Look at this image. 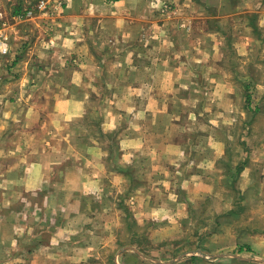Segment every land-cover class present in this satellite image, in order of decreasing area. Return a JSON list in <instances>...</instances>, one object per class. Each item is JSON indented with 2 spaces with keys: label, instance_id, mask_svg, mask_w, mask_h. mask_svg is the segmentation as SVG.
Returning <instances> with one entry per match:
<instances>
[{
  "label": "crops",
  "instance_id": "crops-1",
  "mask_svg": "<svg viewBox=\"0 0 264 264\" xmlns=\"http://www.w3.org/2000/svg\"><path fill=\"white\" fill-rule=\"evenodd\" d=\"M74 1L79 0H72V7L67 9L54 29L55 36H61L57 44H62L66 39L76 41L77 36L73 35V32L81 37L70 51L59 47L62 48L60 56L72 54L73 58L85 65L83 68L79 65L82 69L72 75V81L77 75L80 76L81 85L78 87L72 83V92L70 88H68L70 91L63 87L56 88L55 100L50 107H46L48 114L42 121L46 134L42 137L41 145L39 148L37 143L30 145V151H26L25 154L26 164L21 171L23 177L16 178V172H13L8 182L15 185L23 182V189L26 191L45 193L43 202L51 209V215H47L46 221L54 222V225L49 227L54 232L55 239L59 238L58 235L64 234L75 237L77 232L85 230L84 233H88V238L93 240L92 244L87 245L93 246V249L87 247L88 249L85 250L87 253H98L101 248L115 244L116 237L126 230L125 227L129 228L128 232H131V235L134 232L143 235L145 232V238L152 243L174 241L186 231L180 229L181 224L188 226L193 219L187 212L188 207L202 205L200 200L203 196H208L212 190L211 180L216 178V175L222 174L219 160L224 157L239 159L234 157L238 155L235 154L238 150H233L234 128H237L241 119L245 117L243 110L251 111L249 102L252 103L254 100H250L253 92L251 84L255 87L257 95L261 96L260 103L254 107V110L260 112L262 108L260 109L259 106L264 107V86L253 80L256 72L242 74L234 70V61L239 64L250 62L256 47L262 50L259 62L264 65V23H262L264 0H215V5L209 4L208 0H172L179 5L181 14L175 21L169 23H164L163 19L162 23L152 22L159 19L148 7L150 0H125L120 10L113 7L119 1L85 0L87 6L94 5L98 9L95 15L91 16L87 15L86 8L77 5ZM117 12L118 15H112ZM112 16L116 21H124L123 29L116 28L115 21V24H110L107 30L110 34L115 33L123 37L118 45V52L95 58L88 49L85 50L88 44L94 42L90 33L96 21L102 22L101 26L105 28L106 19ZM132 20L137 24L134 47L130 46L135 40V36L131 34ZM77 21L79 25L74 27ZM149 24L152 26L145 33L143 40L140 39V28ZM153 25L156 28H153ZM226 26L228 31H225ZM156 29L165 33L160 40L152 38L154 35H159ZM70 30L73 32L69 33ZM85 30L87 32H84ZM257 31L258 34L261 33V38L254 37ZM126 35L129 37L127 40H125ZM165 40L167 44H171V47L167 46ZM241 50L244 54H241ZM230 52L233 56L228 54ZM129 54H131L130 58ZM197 60L201 63H195ZM112 62L119 65V67L111 66L118 70L110 68ZM257 62L252 59L254 68ZM100 63L104 65L106 63L104 71H99ZM227 63L229 64L225 69ZM242 77L247 79L244 91L249 101L243 105L237 97L240 91L238 81ZM84 82L87 83L86 87L82 86ZM89 84L91 87H87ZM182 85H187V89L181 87ZM218 86L219 96L214 95ZM169 87L171 91H168ZM149 88L152 89L151 92L148 91ZM58 89L61 96L58 94ZM102 89L107 93L117 94L113 96L116 99L112 100L111 107L108 103L98 107L101 114L99 123L103 132L120 129L117 133L118 165L122 167V164L125 166L132 164L139 171V181L133 191L132 205H129L125 199H120L122 191L127 188V182L125 176L116 170L114 163L111 165L107 160L108 144L91 133V125L88 121L87 124L84 123L85 108L95 110L97 107L91 105L92 101H86L85 96L89 98L90 93H100ZM66 91L77 95L73 94L71 98L65 99L62 95L66 96ZM128 96L131 103L126 107H134L136 112H144V119L135 120V124L140 128L139 132L129 127L130 124H134L135 113L129 115L124 108L116 107L118 101ZM181 101L188 103L186 105ZM192 101H198L195 107L192 106ZM150 102H154V107L150 111H145ZM75 103H83L81 116L70 120L64 119L72 115ZM58 104L61 105L59 113L56 111ZM27 106L32 110L36 107L33 104ZM206 108L210 111H205ZM106 110L111 111L116 117V127L108 131H105L104 126L111 121L106 118ZM177 111H187V118L190 114L195 115V123L188 119V127L185 126V121L180 122L181 113L178 115ZM183 114L185 115V112ZM253 115L249 121L255 123L260 120L254 119ZM213 119L217 120L218 126L210 123ZM226 119L234 123L225 124ZM56 120L59 121V131L53 123ZM258 134L264 135V129L262 131L254 129L253 134L249 132L251 137ZM210 138L211 142L223 146L222 154H218L211 147ZM135 141L143 145L139 151L122 147L124 143ZM170 147L183 152V158L180 159L175 154L169 153L167 149ZM153 151L156 153L155 158L150 154ZM256 152L258 156L261 155ZM248 159L255 161L249 155ZM201 164L205 167L201 168ZM208 164H212L211 169L207 167ZM251 166L252 164L246 161L240 179L249 176L246 180L251 182L253 178ZM34 167L39 169L38 174L34 171ZM177 177H180V182H177ZM33 179L36 180L37 186L34 190H28L27 183ZM185 182L188 184L187 188L183 187ZM165 183L168 184L167 188L164 187ZM90 184H94L99 191L92 190ZM261 187L264 190V185L261 184ZM180 188L185 192L182 197H178L175 191ZM160 190H171V192L159 193ZM113 191L120 192L119 199L113 197ZM255 194L257 201L253 202L257 205L263 204L264 197H261V193ZM59 195L64 196L66 201H58ZM169 195H175L177 199L173 202L168 199ZM248 202L253 204L251 201ZM122 206L129 208L131 217L125 214ZM153 212L160 213V217H153L151 215ZM164 213L172 217L175 223L163 218ZM139 233L135 235L139 236ZM205 233V228L199 227L193 233L194 248L182 253L181 247L172 242L170 251L174 253L180 250L181 256L178 253V260L167 263L159 261L156 264H225L218 258L211 260L205 257V254L224 252L223 229L219 231L217 229L209 235ZM247 238L251 250L264 255V232L249 234ZM104 241L105 245L102 246ZM136 248L138 251L131 248L130 251L128 248L120 249L119 263L131 264L132 261L133 264H137L138 259L134 253L138 255L140 253L138 246ZM115 260L117 261V258ZM139 264L142 263L139 261ZM231 264L253 263L235 261Z\"/></svg>",
  "mask_w": 264,
  "mask_h": 264
},
{
  "label": "rangeland",
  "instance_id": "rangeland-1",
  "mask_svg": "<svg viewBox=\"0 0 264 264\" xmlns=\"http://www.w3.org/2000/svg\"><path fill=\"white\" fill-rule=\"evenodd\" d=\"M84 1H74V3L88 9ZM109 1L118 2L119 0ZM208 1L209 4L214 3L215 5V0ZM151 2L153 0H150L149 4ZM57 8L63 11L57 12ZM68 8V0H0V12L2 13V18H0V46L5 49V51H0V128H2L0 130V153L3 154L0 155V185H4V187H0V264H18V262L19 264H121L118 260L119 250L122 248H128L129 251L131 249L137 250L136 246H138L140 253L139 255L134 253L138 259L137 264L139 261L142 264H156L159 261L167 263L177 259L182 252L194 248L195 235L193 233L199 227L205 228L206 235L214 233L217 229L218 231L223 229L224 252L222 254L220 252L218 254H205V257L211 260L218 258L225 264H231L235 261L264 264V255L253 252L251 245L247 244V235L264 232V203L257 205L253 202L257 201L255 193H261V197H264V190L261 187V184L264 185V135L258 134L254 137L249 135V132L253 134L254 129L257 131L264 129V107L259 106L260 109L262 108L260 112L254 110V107L259 105L261 96L257 95L252 84L254 97L251 95L250 100H254L251 103L246 99L247 94L244 91V85H247V79L243 77L238 81L240 91L237 97L240 98L241 105L249 102L251 111L243 110L245 117L241 119L240 125L234 128L235 146L233 150H238L235 152L238 155L234 157H239V159L233 160L224 157L219 160V166L223 170L222 174L216 175V178L211 180L212 190L208 196H203L200 200L202 205L188 207L187 212L193 219L188 226L181 224L180 229L186 231L174 241L165 240L160 243H152L145 238V232L143 235L139 232H134L131 235V232H128L129 228L125 227L126 230L116 237L115 244L101 248L98 253H87L85 251L88 249L87 247L93 249V246H87L92 244L93 240L88 238V233H84L85 230L77 232L75 237L64 234L58 235L59 238L55 239L54 232L49 227L53 226L54 222L46 221L47 215H51V209L43 202L46 197L45 193L26 191L23 189V182H19L17 185L8 182L13 176V172H16V178L23 177L21 171L26 164L25 154L26 151H30V145L33 146L37 143L38 148L41 145L42 137L46 134L42 121L48 114L46 107H50V104L55 100L56 88L61 89L60 87H63V89L70 91L73 73L82 69L79 67L82 63L73 58L72 54L60 56L62 55V48L43 49L41 47L42 43H51L56 33L54 27L59 19L65 15ZM152 11L159 19L152 21L156 23L159 21L162 23V19L165 20L164 23L173 22L181 14L179 5L172 0H163L162 7ZM115 21L114 16L106 19L105 28L101 26L102 22H95L96 25L93 26L94 29L90 33L94 42L85 48L95 58L118 52L117 48L123 37L115 33L110 34L107 31L110 24L114 25ZM151 26L149 24V26L140 28V39L143 40L145 33ZM136 29V21L132 20L131 34L135 36V40L130 46L133 47L136 46ZM225 31H228L227 26ZM72 32V30L69 31V33ZM254 35L256 39L261 38V33L258 34V31ZM41 53L44 54L43 59H41ZM228 54L233 56L231 52ZM261 54L262 50L256 47L250 62L239 64L234 61V70L240 71L242 74L245 72L251 74L255 71L254 82L264 86V65L259 62ZM253 58L256 62L258 61L256 68L252 63ZM228 64L225 65V69ZM113 65L116 64L110 63V68L118 70L112 68ZM105 66L106 63L105 65L100 63L98 65L99 71H104ZM25 79L28 82L22 88L21 82ZM84 83L82 86L86 87L87 83ZM59 89L58 94L61 96ZM71 92L66 91L67 95L62 96L65 99H67L66 97L71 98L74 94ZM205 95L207 96V94ZM113 96H117V94L107 93L105 89H102L100 93H90L87 100L92 101L91 105L97 107L95 110L89 109V107L85 108L84 123L87 124L88 121L91 125V133L108 144L109 157L107 160L111 165L114 163L116 170L125 176L127 182V188L122 191L120 199H125L129 205H132L134 202L133 191L139 181L138 168L132 164L126 166L122 164V167L118 165L117 133L120 132V129L103 132L99 123L101 114L98 107L107 104L109 100L112 101ZM27 104L36 106L33 110L31 109L33 113L31 118L28 116L30 107ZM177 112L178 115L181 113L180 122L184 123L185 121V126L188 127V112ZM6 113L9 114L7 118L5 117ZM252 114H254V119L260 120L255 123L249 121ZM123 115L125 116L124 113ZM40 116L42 117L40 118ZM216 130L213 132L215 133ZM256 151L261 155L258 156ZM248 155L255 161L248 159ZM246 161L252 164L253 178L251 182L247 181L249 176L240 179ZM177 182H180V177H177ZM175 191L178 197L185 194L181 188L175 189ZM158 192H171V190ZM119 193L113 191L112 195L119 199ZM246 200L253 204L246 202ZM58 201L65 202L66 198L60 196ZM42 203L43 205H41ZM89 208L93 209V207ZM122 208L125 214L131 217L129 208L125 206ZM146 227L144 230L148 228ZM21 228L24 231L19 234L16 229ZM136 233H139V236L138 234L135 235ZM53 240L58 243L53 244ZM13 241H15V247H13ZM172 242L181 247V253H179L180 250H176L174 253L170 251ZM104 243L105 241L101 245L103 246ZM131 264H133L132 261Z\"/></svg>",
  "mask_w": 264,
  "mask_h": 264
},
{
  "label": "clouds",
  "instance_id": "clouds-1",
  "mask_svg": "<svg viewBox=\"0 0 264 264\" xmlns=\"http://www.w3.org/2000/svg\"><path fill=\"white\" fill-rule=\"evenodd\" d=\"M124 3H125V0H119V3L113 5V7L117 8L118 10H120V9L123 8ZM162 5H163V0H153V2H151L149 4V8L152 9V10H159L162 7ZM68 6H69V8L72 7V0H68ZM97 10L98 9L94 5H89L88 6V9H87V15H90V16L91 15H95V12ZM61 11H63V10L60 9V8H57V12H61ZM112 15H114V16L115 15H118V12L117 13H112ZM262 23H264V22H262ZM78 25H79V21L76 22V25L74 27H77ZM115 26L118 29H123L124 21L123 20H117ZM153 28H156V26L153 25ZM156 31L159 33V35H154L152 37L153 39L160 40L162 37L165 36V33L163 31H160L159 29H156ZM72 34L77 36L76 41H73L71 39H66V40H63L62 44H57V41H60L61 40V36L60 35H57V36H55L53 38V40L51 41V43H42L41 44V47L43 49H49V48H53V47H57V48L58 47H63L65 50H69L70 51V50H72L74 48L75 43L76 42H79V40L81 39V37L76 32H73ZM128 38L129 37L126 35L125 36V40H127ZM165 43L167 44V41L166 40H165ZM167 46L168 47H171V44H167ZM4 50H5L4 47L0 46V51H4ZM241 54H244L242 50H241ZM40 55H41V59H43L44 58V54L41 53ZM130 55L131 54H129V58H130ZM184 55H187V53H184ZM195 63L199 64V63H201V61L197 60V61H195ZM61 64L63 66V61L61 62ZM81 67L83 68V67H85V65L82 64ZM116 67H119V65H116ZM169 79H170V77H169ZM27 82L28 81L26 79L23 80L21 82V87L23 88V86L25 84H27ZM72 83L73 84H76L79 87L81 85V78H80V76L77 75L76 78L72 81ZM87 87H91V84H89ZM181 87L185 88V90L187 89V85H182ZM93 91H95V89H93ZM148 91L151 92L152 89L149 88ZM168 91H171V88L170 87H169ZM219 94H220V88L218 86V90H217V92L214 95L219 96ZM87 99H88V97L85 96V100H87ZM115 99L116 98L113 97V100H115ZM181 102L184 103V104H186V105L188 103L186 101H181ZM130 103H131V99H130V96H128V97H125L123 100L118 101L116 103V107L117 108H124V110L127 111V113L129 115H132L133 113H135V116H134V119L135 120H142V119H144V112H136V110H135L134 107H126V105L127 104H130ZM191 103H192V106L195 107L196 104L198 103V101H192ZM108 104H109V107H111L112 101H108ZM153 107H154V102H150L149 105H148V108L145 111H150V110H152ZM73 109L74 110L72 112V115L71 116H68V117H64V119H69L70 120L73 117H80L81 114H82V112H83V103H75V104H73ZM56 111H57V113H59L61 111V105L58 104ZM205 111H210V109H207L206 108ZM8 115L9 114L6 113L5 114V117L7 118ZM32 115H33V113H32V110L30 109L29 112H28L29 118H31ZM106 118L109 119L111 121V123H108V124H106L104 126L105 131L114 129L116 127V124H115L116 117H114L112 115V112L111 111H107L106 110ZM177 119H178V117H177ZM189 120H191L193 123H195L196 116L193 115V114H190L189 115ZM53 123H54L55 127L57 128V131H59L60 130L59 121L56 120V121H53ZM210 123L213 126H218L216 119L211 120ZM224 123L225 124H232V123H234V121L227 120L226 119V120H224ZM130 127L133 128L137 132L140 131V128L136 124H130ZM0 130H2V128H0ZM210 143H211V147H213L217 151L218 154H222V152H221V149L223 147L222 145L216 144L214 142H211V138H210ZM122 147L123 148H133V149H136L137 151H139L143 147V145L139 141H135V142L124 143V144H122ZM167 151L169 153H171V154H175L180 159L183 158V152L179 151V149L171 148L170 147V148L167 149ZM150 154H151V156L153 158L156 157L155 151L151 152ZM0 155H3V154L0 153ZM177 167H178V165H177ZM200 167L203 168V167H205V165L204 164H201ZM207 167L209 169H211L212 164H208ZM34 171L38 174L39 169L34 167ZM36 186L37 185H36V180L35 179L30 180L27 183L28 190H34L36 188ZM0 187H4V185H0ZM164 187L167 188L168 187V184L165 183L164 184ZM183 187L184 188H187L188 187L187 182H185V184L183 185ZM90 188L92 190H94V191H99V189L96 188L94 184H90ZM168 199L174 202L177 198H176L175 195H169ZM151 215L153 217H160L161 214L158 213V212H153ZM163 218H168L172 223H175V221L172 219V217L168 216L167 213H164V217ZM16 231L19 234H22L23 231H24V229H22V228L21 229H16ZM52 243L53 244H56V241L53 240ZM13 247H15V241H13ZM18 264H19V262H18Z\"/></svg>",
  "mask_w": 264,
  "mask_h": 264
},
{
  "label": "built area",
  "instance_id": "built-area-1",
  "mask_svg": "<svg viewBox=\"0 0 264 264\" xmlns=\"http://www.w3.org/2000/svg\"><path fill=\"white\" fill-rule=\"evenodd\" d=\"M0 18H2V13L0 12ZM0 45H1V42H0ZM5 51V50H4Z\"/></svg>",
  "mask_w": 264,
  "mask_h": 264
}]
</instances>
